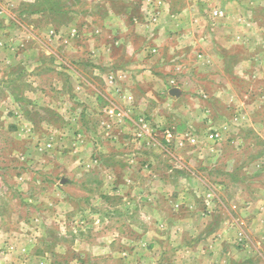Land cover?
Here are the masks:
<instances>
[{
    "label": "rangeland",
    "instance_id": "rangeland-1",
    "mask_svg": "<svg viewBox=\"0 0 264 264\" xmlns=\"http://www.w3.org/2000/svg\"><path fill=\"white\" fill-rule=\"evenodd\" d=\"M162 1L171 6L170 15L154 8L158 23L152 26L146 0H0V264H264V0ZM157 26L186 31L183 70L177 74L184 80L175 86L183 94L176 100L152 92L150 100L159 110L145 116L159 127L151 132L163 139L165 152L150 156L157 180L145 176L139 186L170 210L169 217L198 219L172 227L205 234L202 251L214 246L224 252L221 258L172 254L164 243L155 248L161 255L145 251L146 244L137 252L136 243L152 227L135 223L141 217L122 224L114 211L111 223L90 221L89 213L103 219L112 212L102 207L103 188L113 186L102 173L113 168L114 185L132 177H124L125 165L109 160L108 152L149 156L143 141L106 146L100 151L106 160L95 146L88 156L101 161H93L90 177L80 176L70 158L84 157L87 146L75 147L72 137L57 136L61 80L73 71L89 77L87 53L99 43L125 39L133 50L141 48L143 31ZM72 27L79 33L70 42L64 36ZM178 43L174 37L163 43V50L171 48L166 55L180 48ZM149 44L158 42L154 38ZM129 52L115 49L102 60L127 62L133 57ZM89 88L103 90L99 82L91 81ZM85 118L84 113L83 126ZM190 138L196 142L189 143ZM168 153L189 165V178L169 173L176 164ZM92 200V212L77 211ZM206 217L215 223L202 221ZM219 233L225 243H214Z\"/></svg>",
    "mask_w": 264,
    "mask_h": 264
},
{
    "label": "crops",
    "instance_id": "crops-1",
    "mask_svg": "<svg viewBox=\"0 0 264 264\" xmlns=\"http://www.w3.org/2000/svg\"><path fill=\"white\" fill-rule=\"evenodd\" d=\"M146 1L149 2L150 9L145 8V11L153 17L151 19L152 26H156L158 23V13L152 15L154 8L159 9L161 14L167 12L166 15H170V10L172 8L168 2L165 1V3L162 0ZM171 14L176 15L177 13ZM214 15H216L215 11ZM157 27L158 28H149L151 31H149V29L143 31L145 32L144 43L146 42L145 45L142 46L143 48H135L133 50V44L125 39H118L111 43H99L98 49L93 48V50L87 53L90 59L87 60V63H91V74L89 77L77 71H73V73L68 75L67 81L61 80V83L58 84L59 87H57V97H61V99L57 101V136L58 138L72 137L70 142L73 141L75 147L81 144L87 146V154L84 157L81 156L78 159L77 154H73L72 158H70L72 166L76 167L80 176L90 177L96 170V165H94L93 161L96 160L97 164L101 161V158L95 156V154L88 156V149L92 150L95 146L99 148L98 150L100 152L102 149H105L106 146H108V150H111V147H116L118 145L126 143H129V145H137V143H139L138 141H143L141 145L145 148V153H147L150 158H144L142 160L137 157L136 152L125 153L122 156L116 155L117 152H108L109 160L117 161L118 163L121 161L125 165V168L122 169L124 177H132L127 180L125 185H114L117 179L116 173L113 168L110 169L107 167L108 169L103 172L102 175L105 176L107 181L113 184V186L105 182L106 186L103 188L104 192H101L103 195L101 202L104 209H108V211L112 212H108L109 215L103 217V219L89 213L91 214L90 221L96 222L95 219H97L103 224L109 223V221L111 223L112 220H115L113 216L114 211H117V220L122 224L125 223L127 218L132 217L138 220V218L141 217V221H135V223L148 224L152 227H150V232L148 231L149 233L147 232L142 238L144 243L142 241L136 243L137 252L139 249L143 248V244H146L145 251L153 253L151 254L152 256H158V254L161 255L162 253H158V249L156 250L155 248H157L158 244L164 243L168 246L172 254L183 253L184 255L189 254L190 256L198 257L207 254L214 258H221L225 256V254H223L224 252H222V250H217L219 248H214V246L211 250L203 248L205 251H202L203 243L201 240H203V238L201 237H204L205 234H194L189 230H180V228L175 230V228L178 227L177 225L195 223L199 221L198 219H185L179 216L169 217L171 213L168 215V211L170 210L158 206L157 198L149 197L145 190L146 188L139 186L142 177L148 176L157 180L158 173L152 172L153 168H151L150 165L152 163L151 157L154 153L165 152V147H163L165 143L163 139L159 141L156 140L151 132L155 131L158 126L151 125V121L145 116V114H150L152 111L156 113L159 110L156 103L152 102L150 98L155 94L156 97L161 99L166 95L172 99L180 100V96L183 94V91H180L179 88H175V86L176 83L180 85L184 80L181 75L179 76L177 74H180L179 70H183V55L180 54V51L184 49L183 38H186V31L184 32V30H182L183 28ZM58 32L62 33L61 31ZM120 32L124 33L125 30H120ZM76 33H79L78 28H67V34L64 37L69 38V41L72 42L75 39ZM137 33L139 36H142V32H139L138 29ZM137 33L135 32V36ZM170 37L178 38V44H180L181 47L179 48L176 45V47L166 55V51L171 48L167 50L164 48V51L163 43L168 42ZM58 38L60 39L62 36ZM154 38L157 40L158 45L149 44L147 47V42H151ZM201 42L205 44L206 39H202ZM115 49H121L123 52L127 53H130L129 50H131L133 57L127 62L121 59H111L110 62H103V58L104 60H109L111 58ZM200 52L199 50V54ZM134 56L136 58H134ZM97 57H99V59H97ZM57 58H59L58 55ZM57 60L61 62L60 59ZM91 81L92 83L99 82L103 90L95 89L94 92L91 91L89 88ZM148 83L154 87H152V89H149V87H142L143 84L144 86H148ZM68 87L69 90L66 93ZM174 90H176L175 92H179V95H174L176 94ZM84 113L86 115L85 126H83L82 123V116ZM116 132H119L120 135H115ZM166 133L167 132H165V134ZM195 142V139L190 138L189 143ZM100 154L103 156V160H106L105 158L108 157L105 156L104 152H100ZM166 156L176 164L169 170L170 174H177L181 176V178L190 177L191 171L186 162H180V158H178L179 156L176 154L168 153ZM139 162L140 167L136 166ZM60 182L64 183L66 180L61 178ZM80 186L84 188V186ZM84 191H88V188H84ZM88 201L90 200L86 198L85 202ZM91 202L92 204L90 206H78L77 211H84L87 213L86 211L88 210L92 212L93 207L96 205L93 200ZM179 203L180 204L175 202L174 209L175 207L177 209H175L174 212H178V205H182V202L179 201ZM61 204L64 203H59L58 205ZM71 208H74L72 204H70V209ZM203 215L207 216L206 214ZM231 216L230 213L228 216L230 220L229 223H234ZM59 218L62 219V217ZM202 221L207 223L209 221H214L215 223L216 220L215 218L206 217ZM219 222L221 225L222 220ZM135 223L133 226H136ZM220 225H216L215 233L217 232V227ZM153 226L155 227L154 229ZM221 230L220 228L219 232ZM73 235V238L77 236L76 233ZM213 237L214 243H225L226 241L225 236L221 233L215 234ZM238 240L241 241L242 238ZM123 254L125 253L123 252Z\"/></svg>",
    "mask_w": 264,
    "mask_h": 264
},
{
    "label": "water",
    "instance_id": "water-1",
    "mask_svg": "<svg viewBox=\"0 0 264 264\" xmlns=\"http://www.w3.org/2000/svg\"><path fill=\"white\" fill-rule=\"evenodd\" d=\"M176 90H174V92H175ZM176 94H174V93H172V94H174V95H179V92H175Z\"/></svg>",
    "mask_w": 264,
    "mask_h": 264
},
{
    "label": "built area",
    "instance_id": "built-area-1",
    "mask_svg": "<svg viewBox=\"0 0 264 264\" xmlns=\"http://www.w3.org/2000/svg\"><path fill=\"white\" fill-rule=\"evenodd\" d=\"M168 136H169V137H171V136H172V134H171L170 132H168Z\"/></svg>",
    "mask_w": 264,
    "mask_h": 264
}]
</instances>
